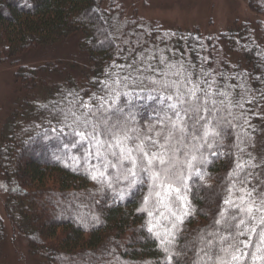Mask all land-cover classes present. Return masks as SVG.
I'll list each match as a JSON object with an SVG mask.
<instances>
[{"label":"trees","instance_id":"1","mask_svg":"<svg viewBox=\"0 0 264 264\" xmlns=\"http://www.w3.org/2000/svg\"><path fill=\"white\" fill-rule=\"evenodd\" d=\"M248 3L253 13L264 17V0ZM71 43L77 56L46 58L39 66H21L14 75L22 99L0 121V175L10 222L27 241L36 264H169L163 246L148 231L150 221L168 224L156 213V197L148 199L152 182L143 174L142 183L129 186L121 171L89 158L86 149L92 146L80 144L61 116L69 109L79 115L81 103L91 104L92 97L105 95L102 82L110 72L125 75L123 66L141 57L163 68V56L167 62L191 66L194 81H214V92L227 91L233 102L243 104L230 109L217 104L223 110L214 115L232 121L234 127H223L222 147L201 149L207 163L194 161V171L198 169L203 179L193 175L188 181L184 194L191 215L184 217L173 249L181 254L180 264H193L204 246L200 237L213 230L225 207L228 177L237 160L256 165H245L241 171L242 176L253 174L249 187H256L261 169L256 153L264 149V20L237 21L226 32L208 37L199 30L166 29L128 16L117 0H0V47L7 61H19L34 50L41 56L53 54ZM122 90L134 97L135 121L129 118L130 122L142 129L155 122L162 107L156 93L131 86ZM127 101L121 97L126 114ZM186 143L188 148L180 145L181 160L185 152L195 153L199 142L188 138ZM213 151L220 154L214 156ZM89 169L103 170L104 182L92 180ZM173 204L179 207L175 199ZM162 211L167 215V209ZM5 240L0 216V248Z\"/></svg>","mask_w":264,"mask_h":264},{"label":"snow or ice","instance_id":"2","mask_svg":"<svg viewBox=\"0 0 264 264\" xmlns=\"http://www.w3.org/2000/svg\"><path fill=\"white\" fill-rule=\"evenodd\" d=\"M159 63L163 68L154 67L141 57L139 62L123 66L125 75L110 72L102 82L105 95L92 97L91 104L81 103L83 111L79 115L69 109L67 112L62 111L61 116L64 125L72 129L71 134L79 138L80 144L92 146L86 149L88 157L94 156L103 161L104 168L121 171V176L129 186L137 181L142 183L141 176L146 174L153 189L148 199L155 196L156 213L168 219L167 226L150 221L148 231L163 246L169 264H172L174 258L176 264H180L181 254L173 249L177 234L182 230L184 217L191 215L184 193L189 189L188 181L193 175L203 179L198 169L194 171V161L207 163V156L201 149L205 146L208 149H219L225 138L223 127H234L232 121L214 115L223 110L217 104L226 109L243 107V104L240 101L233 102L227 91L214 92V81H194L193 73L189 70L191 66L186 67L182 62H167L163 56ZM143 64H147V67H142ZM202 83L207 84V87H201ZM129 86L132 89H147L159 97L162 107L155 122L147 128H139L130 122V119L135 121L131 115L134 97L131 91L122 90ZM216 96L224 99L217 101L214 99ZM121 97H128L127 114L124 112L125 106L120 104ZM244 122L247 123L246 120ZM188 138L199 143L194 145L195 153L185 152V158L181 160L183 150L180 145L188 148ZM235 147L244 151L240 144ZM219 154V151L212 152L214 156ZM109 156L115 160L109 159ZM245 165L256 167L251 160L245 163L237 160L228 177L225 207L219 211V218L214 220L213 230L207 236L200 237L204 246L200 247L196 254L199 258L193 264H247L249 260L251 264H264V192L255 186L249 187L253 174L247 172L241 175ZM89 173L92 180L104 182L106 173L103 170L89 169ZM120 178L116 177L118 181ZM173 199L178 202V208L173 204ZM162 209L168 210L167 215ZM148 215L153 216L155 213L148 211ZM157 228L161 230H155ZM200 253H203L202 257Z\"/></svg>","mask_w":264,"mask_h":264},{"label":"rangeland","instance_id":"3","mask_svg":"<svg viewBox=\"0 0 264 264\" xmlns=\"http://www.w3.org/2000/svg\"><path fill=\"white\" fill-rule=\"evenodd\" d=\"M128 16H138L147 22H157L166 29L199 30L204 36H218L226 32L235 22H255L263 19L249 8L248 0H117ZM73 43L53 54L35 50L23 59L10 62L5 59V50L0 47V121L6 119L17 107L22 95L16 92L14 75L21 66L35 67L46 58H69L77 56ZM83 62L85 59L82 58ZM49 61V60H47ZM0 122V125L2 124ZM264 137V135H263ZM264 148V143H263ZM258 149L256 157L260 170L256 177V188L263 191L264 149ZM0 175V216L6 229V240L0 248V264H36L27 241L18 234L8 218Z\"/></svg>","mask_w":264,"mask_h":264}]
</instances>
